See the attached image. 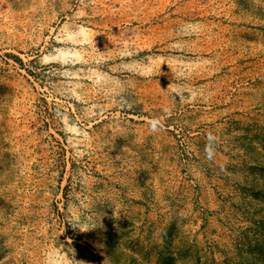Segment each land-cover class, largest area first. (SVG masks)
I'll use <instances>...</instances> for the list:
<instances>
[{
	"label": "rangeland",
	"instance_id": "374dc122",
	"mask_svg": "<svg viewBox=\"0 0 264 264\" xmlns=\"http://www.w3.org/2000/svg\"><path fill=\"white\" fill-rule=\"evenodd\" d=\"M0 264H264V0H0Z\"/></svg>",
	"mask_w": 264,
	"mask_h": 264
},
{
	"label": "bare ground",
	"instance_id": "6f19581e",
	"mask_svg": "<svg viewBox=\"0 0 264 264\" xmlns=\"http://www.w3.org/2000/svg\"><path fill=\"white\" fill-rule=\"evenodd\" d=\"M147 19L138 20L141 25H145ZM135 19H127L124 21H117L111 24V28L116 27L117 29L111 35V42L112 43H120L122 42L125 46H129V48L134 47L135 50H126L123 55L131 57V56H139L143 52L144 46H151L153 39L157 38H168L172 37L175 24L168 23L159 31L155 29H141V30H134L133 28L127 29H120L123 22L125 23H133ZM180 23V22H179ZM177 22V24H179ZM156 35V36H155ZM174 36V35H173ZM178 36V35H177ZM155 40H158V39ZM176 38V37H175ZM174 38V39H175ZM154 40V41H155ZM165 40V39H164ZM122 44V45H123ZM153 46V45H152ZM126 48V47H125Z\"/></svg>",
	"mask_w": 264,
	"mask_h": 264
}]
</instances>
